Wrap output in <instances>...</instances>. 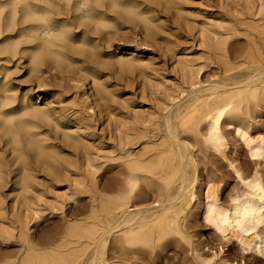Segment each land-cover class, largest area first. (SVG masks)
Masks as SVG:
<instances>
[{
    "label": "rangeland",
    "instance_id": "1",
    "mask_svg": "<svg viewBox=\"0 0 264 264\" xmlns=\"http://www.w3.org/2000/svg\"><path fill=\"white\" fill-rule=\"evenodd\" d=\"M127 1L145 15L148 27L115 11L108 14L104 25H86L87 32L81 37V30L71 22L69 29L79 44L67 51L73 64L54 67L45 63L35 77L29 74L27 43L17 33L0 36V229L15 231L10 240L0 237V264L20 259L23 248L15 235L20 227H27L29 240L41 249L68 224L84 220L91 210L90 193L71 195L82 184L89 191L93 181L99 189L119 184L124 170L119 155L142 146L133 145L135 135L153 133V123L161 121L193 84L206 87L224 79L226 65L210 47L215 37H227L224 33L232 26L236 31L228 36L229 66L231 73L245 72L242 60L249 43L236 18L246 17L260 0ZM7 36L11 37L4 39ZM12 45L17 50L14 57L9 52ZM86 53L92 59H86ZM245 124L253 133L264 127V111L252 106ZM25 125L29 135L24 134ZM224 131L228 143L224 155L205 154L197 162L202 183L196 190L199 195L207 186L213 188L218 201L227 206L239 188L233 167L244 175L255 168L264 180V158L252 162L235 133ZM14 144L19 149L16 152ZM155 187L141 183L130 207L152 205ZM175 190L173 185L171 192ZM202 201L199 196L188 202L178 216L182 235L169 236L145 250L107 245L105 264H264V255L252 248L244 250L234 235L223 239L215 235L200 213Z\"/></svg>",
    "mask_w": 264,
    "mask_h": 264
},
{
    "label": "bare ground",
    "instance_id": "2",
    "mask_svg": "<svg viewBox=\"0 0 264 264\" xmlns=\"http://www.w3.org/2000/svg\"><path fill=\"white\" fill-rule=\"evenodd\" d=\"M5 9H8V13ZM139 10L127 0H0V36L17 33V37L27 43L25 50L29 74L35 77L40 71L38 67L45 63L54 67L63 62L73 64L67 51L74 50L79 44L73 39L69 29L71 22L81 30V37L87 32L86 25H104L108 14L115 11L136 19L142 23L143 28L148 27V19ZM246 14L243 19L236 18L238 28L243 30L249 43V49L243 56L244 61L242 60L245 72L231 73L232 68L229 66L228 36L236 31L232 26L224 33L227 37L222 34L219 39L215 37L210 47L214 55L226 65L227 75L224 79L216 85L206 87L193 84L187 89L183 99L167 109L161 121L153 123V133H137L133 138V145L139 146L140 143V149H126L118 154V159L124 166L119 184L99 189L93 181L89 191L84 188L88 185L82 184L80 190L71 195L78 197L82 193H90L91 210L84 220L68 224L61 235L49 240L41 249L36 248L29 240L27 227H20L15 235L23 248L21 257L16 262L5 264H105L107 245L112 244L114 248L125 251L152 248L169 236L182 235L177 222L178 216L188 202L199 200V196L203 197L200 212L203 220L213 227L217 237L223 239L234 235L241 248H252L264 255V180L255 168L249 175H244L233 167L239 188L231 196L227 206L218 201L213 188L207 186L199 195V189L196 190L197 185L202 183L197 175L200 157L205 154L223 156L227 149L224 128L231 129L241 140L252 162L257 163L255 161L264 158V127L256 128L253 133L245 124L246 115L252 106L264 111V0H260ZM9 49L11 57H14L17 50L13 45ZM91 57L92 55L86 59H92ZM31 115L34 117L36 113ZM23 131L25 135H29L27 125ZM15 146L14 144L12 150L16 152L19 149ZM35 148L39 149L37 145ZM254 167L257 168V164ZM141 183H145L147 187L156 185V200L152 205L134 206L133 209L130 207L131 197ZM173 185L176 186L174 193L171 192ZM33 213L35 214L34 211ZM14 233L0 229V237L4 235L8 240L13 238Z\"/></svg>",
    "mask_w": 264,
    "mask_h": 264
}]
</instances>
